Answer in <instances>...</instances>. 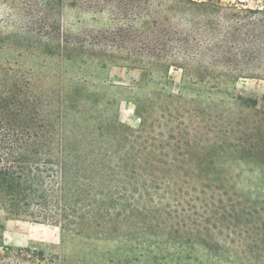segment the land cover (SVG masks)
Here are the masks:
<instances>
[{"label":"trees","instance_id":"obj_1","mask_svg":"<svg viewBox=\"0 0 264 264\" xmlns=\"http://www.w3.org/2000/svg\"><path fill=\"white\" fill-rule=\"evenodd\" d=\"M94 4L111 15L114 27L74 38L58 29L27 31L26 53L39 57L64 50L68 61L76 56L86 64L140 68L169 83L170 70L179 71L177 90L148 95L137 84L132 88L137 96L129 100L136 127L114 120L104 105L93 116L97 140L90 132L84 139L58 141L45 115L49 94L33 73L26 76L29 71L0 61V218L56 222L63 243L82 230L108 234L126 224L129 236L141 238V248L165 251L177 264L196 246L219 251L226 244L262 261L264 141L209 145L189 126L216 110L204 107V94L240 80L264 79V4ZM75 98L72 93L68 102ZM160 127L169 134L158 135ZM232 134L228 123L226 140ZM220 154L230 158L220 161ZM225 164L238 171H226ZM0 247V264H16L21 253L1 242Z\"/></svg>","mask_w":264,"mask_h":264},{"label":"rangeland","instance_id":"obj_2","mask_svg":"<svg viewBox=\"0 0 264 264\" xmlns=\"http://www.w3.org/2000/svg\"><path fill=\"white\" fill-rule=\"evenodd\" d=\"M244 1L250 6L264 4V0ZM98 9L101 6L94 4V0H0V61L24 70L25 74L29 71L26 76L33 73L43 94H49L50 106L45 108V115L53 122L58 141L84 139L90 132L97 140V120L93 116L104 105L114 120L136 127L138 119L132 102H129L133 95L137 96L132 88L140 84L149 95L158 89L164 93L176 91L179 84V71L170 70L169 80L173 83H169L166 77L157 73L147 75L140 68L102 67L81 63L76 56L68 61L64 50L57 52L56 49L50 56L39 57L26 53L30 46L26 41L27 31L58 29L64 36L74 38L114 27L111 15L107 11L98 12ZM72 93L76 94V101L68 102ZM263 95L262 78L240 80L204 94L201 97L204 107L210 109L214 105L216 110L204 120L192 122L189 129L199 130L209 145L224 141L243 145L256 140L262 142ZM228 123L233 134L226 140ZM155 130L158 135L170 132L165 127ZM227 158L230 157L219 155L220 161ZM225 169L230 173L238 171L231 164H225ZM0 224L1 244L9 246L16 255L21 253L14 262L16 264H177L165 251L154 250L152 246L141 248L142 240H137L141 238L129 236L130 228L126 224L108 234L82 230L67 237L65 243L61 241L56 222L9 216L0 218ZM179 260L182 264H264V259L257 262L254 257L237 252L227 244L219 251L196 246L189 257L185 255Z\"/></svg>","mask_w":264,"mask_h":264}]
</instances>
